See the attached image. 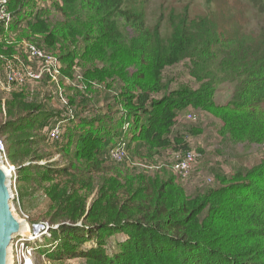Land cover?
Returning a JSON list of instances; mask_svg holds the SVG:
<instances>
[{"label":"trees","instance_id":"1","mask_svg":"<svg viewBox=\"0 0 264 264\" xmlns=\"http://www.w3.org/2000/svg\"><path fill=\"white\" fill-rule=\"evenodd\" d=\"M26 1H10L8 10L18 17L15 28L28 39L38 35L42 47L66 63L64 72L72 79L78 59L85 84L70 99L78 118L73 127L84 131L74 136L71 129L63 162L33 150L47 140L34 130L56 125L59 112L23 93L0 106V136H7L19 185H37L47 199L42 220L49 233L31 244L47 257H85L87 264H264V158L232 172L220 169L219 186L191 194L166 167L129 168V174L108 160L125 122L135 158H155L173 140V149H187L188 136L203 132L195 125L175 129L188 107L211 111L223 123L219 133L233 144L264 145V32L228 30L209 17L174 13L165 32L163 19L151 24L135 0H52L29 19ZM53 11L65 21L53 23ZM3 33L0 21V40ZM13 53L0 41V62ZM187 59L199 86L172 89L178 79L166 71ZM226 81L238 84L232 99L220 106L215 95ZM99 100L103 105L95 111ZM29 157L48 161L24 166ZM119 233L126 238L116 239ZM52 239L57 241L52 247H39Z\"/></svg>","mask_w":264,"mask_h":264},{"label":"rangeland","instance_id":"2","mask_svg":"<svg viewBox=\"0 0 264 264\" xmlns=\"http://www.w3.org/2000/svg\"><path fill=\"white\" fill-rule=\"evenodd\" d=\"M5 1H7L9 9L11 0H0V21L4 22V33L0 41L5 40L6 46L12 47L14 53L4 55L0 62V106H6V101L9 100L13 94L23 93L29 100H44L49 110L54 113L59 112L56 118V125H52L55 123H51L49 126L50 128H46L45 130L36 128V130H34L36 134L46 135L47 140L40 142L36 149L34 147L33 150H37L38 154L44 155L52 153L51 161L63 162L62 158L64 156L62 154L64 153L62 150L68 143L71 129L75 130L74 136H79L84 131L80 127H77V124H74L73 127L72 122L76 123L78 118L76 117L74 107L70 103V99L73 98L77 90H85L83 68L80 65L77 66L78 59H76L75 65L72 68L75 78L72 79L64 72L66 63L59 59L58 53L46 51L42 47L38 35L36 39H28L26 36H21L22 32H18V27L15 28L18 17L13 16L10 12V14L8 13V17H6L2 12L1 7L4 5ZM260 1L261 0H135L139 6L138 10H144L147 20L151 24H156L163 19L165 32H167V21L172 17V13H174L175 16L184 15L193 19L209 17L228 30L242 28L243 31L251 32L254 35H260L264 32V0L262 4H259ZM51 4L52 0L26 1L24 11L27 14L24 15V17L31 19L36 11L48 7ZM51 19L53 23L55 22L54 19L61 22L65 21L64 17L55 11L52 12ZM30 46H35L42 51L45 56L53 58V63H47L45 59L33 58L29 54ZM76 51L77 53L80 52L79 50ZM188 63L189 60L187 59L167 69L166 72L170 77L178 79V83L175 82L172 85V89H178L180 88L179 84L185 83L192 86L194 89L198 88L199 85L189 73V68L187 67ZM10 66L20 69L32 68L35 71L42 72L43 75L39 79H28L23 83L8 84L6 81V73ZM53 66L57 67L58 72L53 71V69L52 71H48V69ZM70 84L73 85L71 90L69 89ZM237 84L236 81H226L222 83L216 91V104L220 106L227 104L232 99ZM96 86L100 89L104 88V86L100 84H96L94 87ZM103 91L107 92V94H114L112 89L111 91L103 89ZM102 102V100H99L93 103V110L96 111L98 108H101L103 105ZM89 113L90 112L86 114ZM102 114H104V112H100L98 115H89L103 117ZM190 116L192 118H190ZM52 120H54L53 117L49 119L50 122ZM178 120L175 129H178L180 126L183 128L200 126L203 130V132L197 136H188L187 144L189 147L187 149H184L182 146L173 149L172 147L175 146V142L171 138V140H173L172 145L166 149H160L158 151L159 155H155V158L147 160L138 157L135 158L133 156L135 143L128 142L132 138L131 130H128L130 124L125 122L123 127L124 133H121V136L117 138V144L121 147L123 158L120 161L114 162L113 160H108L117 168H123V171L129 174L133 173V170L129 168H135L137 169L136 171H152L154 168L166 167L177 177L178 182L183 186L185 191L191 194L194 193L197 188L203 189L219 186L216 173L219 172L220 169L225 172H232L233 168L244 164L253 165L264 158V145L255 144L245 146L246 143L233 144L229 138L221 135L219 131L223 123L215 117L211 111L188 107L180 113ZM57 126L61 128L60 136L58 138H53L51 132ZM0 138L4 140L9 156L10 144L6 139L7 136H0ZM76 138L77 137H74L72 143H76ZM74 149L75 148H73V150ZM187 152H195L196 162L192 166L189 174L184 175L175 170V165L181 154ZM47 161L48 160L35 161L29 157L25 160L24 166L34 164L42 166V164H45ZM69 161L70 157L64 160L65 163ZM125 162L128 164H125ZM16 175L19 177L18 169ZM18 179L13 187L15 198L12 203L17 215L29 226H35L45 222L42 220L47 212V199L44 191H42L40 187L38 188L37 185H19ZM20 189L30 191L33 196L22 197ZM33 189H36V191H33ZM115 238L121 240L125 239L126 236L119 233ZM56 243L57 241L54 239L48 241L42 240L39 247H42L43 244H45L46 247H52V245ZM19 245L20 244H16L13 248V264H19L20 258L25 255L24 252L21 253L18 251ZM114 246L115 244L113 242L112 247ZM32 247L34 249L33 256L35 259L33 262V258L29 256L27 261L29 264H87L85 257L58 260L54 257L45 256V253L35 248L34 245Z\"/></svg>","mask_w":264,"mask_h":264},{"label":"built area","instance_id":"3","mask_svg":"<svg viewBox=\"0 0 264 264\" xmlns=\"http://www.w3.org/2000/svg\"><path fill=\"white\" fill-rule=\"evenodd\" d=\"M1 8H2V12L5 14V16L8 17V15L10 13L8 11L7 1L4 2V5ZM29 54L33 58L45 59V61L47 63L52 64L54 61L53 58H48L47 56H45V54L42 51L37 49L35 46L29 47ZM52 69H53V71L58 72V69L56 66L49 68L48 71H52ZM42 75H43L42 72L35 71L32 68L20 69V68H14V67L10 66L7 70V73H6V81L8 82V84L23 83L28 79H39V78H41ZM190 118H192V117L190 116ZM60 130H61V128L59 126L55 127L51 132V136L53 138H58L60 136ZM0 154L2 155V159H3L6 167L13 172L12 187H14L15 183L17 182V175H16L17 168L15 165H13L10 162L9 156H8V151L6 149V145L4 143V140L1 138H0ZM110 156L113 160L120 161L123 158L122 154H121V147L118 146V147L112 149V151L110 152ZM177 160L178 161L175 165V170L180 174L187 175V174H189L192 166L196 162V154H195V152H187V153L181 154V156ZM30 227H31V229H34L33 232H31V234H33L35 237H36V235H38V233H39L38 231L42 230V229L45 231L44 235L49 233V224L46 222H43L41 224H37L35 226H30ZM37 229H39V230L37 231ZM26 237H27V235L17 236L14 240L13 248L16 246V244H20L18 251L21 253H23V252L25 253V255H23L20 258L19 264H26V261L28 260L29 252H27V249H28L27 247L32 248V250L34 252L32 244L30 245V243H34L35 241H31V240H29V238H26ZM20 242H24V243H20ZM22 244H24L25 249L22 248L23 247Z\"/></svg>","mask_w":264,"mask_h":264},{"label":"water","instance_id":"4","mask_svg":"<svg viewBox=\"0 0 264 264\" xmlns=\"http://www.w3.org/2000/svg\"><path fill=\"white\" fill-rule=\"evenodd\" d=\"M12 183L13 172L6 167L0 154V264H13L15 237L24 235L30 227L12 206L15 198Z\"/></svg>","mask_w":264,"mask_h":264},{"label":"bare ground","instance_id":"5","mask_svg":"<svg viewBox=\"0 0 264 264\" xmlns=\"http://www.w3.org/2000/svg\"><path fill=\"white\" fill-rule=\"evenodd\" d=\"M33 230L34 229H31V227H27L26 228V230L24 231V235H22V236H25V235H27V237L26 238H29V240H31V241H36V240H39V239H42L43 237V235H44V233H45V231L42 229V230H39V229H37V231L39 232L38 233V235H36V237L33 235V234H31V232H33ZM36 231V232H37ZM17 237V236H16ZM15 237V238H16ZM35 238H37V239H35ZM23 249H25V247H24V245H23V247H22ZM28 249H27V252H29V255H28V258H29V256H31L32 258H33V262H34V256H33V254H34V252H33V250H32V248H30V247H27ZM28 261V260H27ZM27 261H26V264H29V263H27ZM12 264V263H11Z\"/></svg>","mask_w":264,"mask_h":264}]
</instances>
